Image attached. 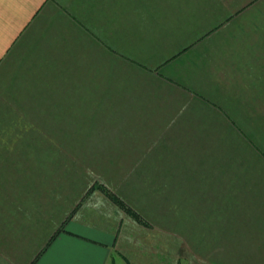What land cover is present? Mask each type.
I'll list each match as a JSON object with an SVG mask.
<instances>
[{"label": "crops", "instance_id": "1", "mask_svg": "<svg viewBox=\"0 0 264 264\" xmlns=\"http://www.w3.org/2000/svg\"><path fill=\"white\" fill-rule=\"evenodd\" d=\"M1 80L12 110L35 96L40 111L94 113L89 124L103 114L111 143L148 160L136 176L193 194L199 221L220 227L183 264H264V0H0ZM39 189L0 181V264H181L120 207L88 210L94 192L76 206L73 185Z\"/></svg>", "mask_w": 264, "mask_h": 264}, {"label": "rangeland", "instance_id": "2", "mask_svg": "<svg viewBox=\"0 0 264 264\" xmlns=\"http://www.w3.org/2000/svg\"><path fill=\"white\" fill-rule=\"evenodd\" d=\"M6 84H8L6 80L0 81V94L5 92L3 88H6ZM10 99L16 105L14 110L7 106V97L0 96V170L7 167L13 168L14 177H11V173L7 177L0 176L1 182L7 178L12 184L23 186L30 184L36 189L40 188L39 190L45 192L46 196H49L50 192L56 190L57 187L73 185L75 187L73 202L78 199L76 206L83 204L84 200L94 192L87 200L86 204L92 206L88 210L95 206L101 213L105 212L106 214L107 209H104L102 200L109 203L110 207L119 208V206L100 190L103 197L97 188L90 191L92 193L88 192V189L94 186V182L101 183L110 193L118 196L126 206L142 217L145 223H141V226L147 228L148 232L144 235H148L147 239L151 238L154 241L147 248L166 249L172 247L174 243V249L176 255L180 257L178 260L181 264L185 262L182 252L184 249H188L190 243L195 244L199 248L197 250H200V231L203 237L204 230L210 238L215 237V228L220 226L208 225L206 223L207 216L202 219L204 224L199 221L198 217L205 214L201 210L200 214L199 209L193 207L197 204V200L193 201L191 192L182 191V183L170 187L166 184V178H152L149 174L144 177L135 175V166L145 164L148 160H141V153L136 151L139 146L134 149L133 145L111 143L119 138L112 137V135H116L114 128L112 131H105L102 128L104 126L103 114H96L95 119L89 124L88 120L94 113L81 114L71 107H63L66 111L61 113H49L42 109L39 110L38 97L27 96ZM22 109L24 110L22 111ZM106 115L107 119L109 118L108 121L112 122L118 113L110 112ZM97 116L99 117L97 118ZM40 122H42L41 126L45 124L46 127L41 128ZM109 122L106 126L109 125ZM115 122L118 124V120ZM74 139L79 142V145L72 144ZM101 140H105V145H92L93 142ZM96 148L102 150L101 154L96 152ZM124 170H127L130 175L127 173L124 175ZM70 207L72 208V205ZM186 208L189 209L187 216H190L192 220L191 222L186 220L185 223L182 218L187 212ZM75 209L74 207L68 214L65 212L63 215L69 217ZM119 209L131 217L125 210ZM92 214L95 216L94 211ZM109 216L108 214L107 217ZM169 218L172 219V224L168 225ZM195 221L201 225L198 222L196 224ZM221 227L225 230L223 233L227 232L228 226L221 225ZM240 227L235 226L237 230H234L233 227L234 232L238 233V238L233 237L232 243L240 244L244 251L250 249L251 242L250 238H246L241 233L243 231L242 228L240 230ZM243 227L248 228L247 225ZM184 228L188 235V237L185 236V239L183 237Z\"/></svg>", "mask_w": 264, "mask_h": 264}, {"label": "trees", "instance_id": "3", "mask_svg": "<svg viewBox=\"0 0 264 264\" xmlns=\"http://www.w3.org/2000/svg\"><path fill=\"white\" fill-rule=\"evenodd\" d=\"M95 188L101 190L104 194L109 196L110 199H112L120 208L125 210L136 221H138L139 223H145L143 221L142 217L137 212L133 211L128 206H126V204H124V202L118 196L114 195L113 193H110L109 190L106 188V186H104L103 184H101V183L96 184V182H94V186L89 188L88 192L92 191Z\"/></svg>", "mask_w": 264, "mask_h": 264}]
</instances>
